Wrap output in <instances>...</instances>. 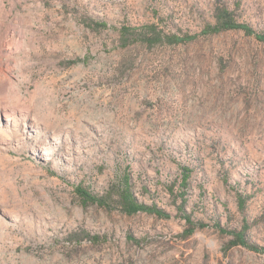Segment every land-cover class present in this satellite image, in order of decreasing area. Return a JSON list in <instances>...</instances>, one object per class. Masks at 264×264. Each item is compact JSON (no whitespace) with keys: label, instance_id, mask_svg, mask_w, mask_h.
Returning a JSON list of instances; mask_svg holds the SVG:
<instances>
[{"label":"rangeland","instance_id":"1","mask_svg":"<svg viewBox=\"0 0 264 264\" xmlns=\"http://www.w3.org/2000/svg\"><path fill=\"white\" fill-rule=\"evenodd\" d=\"M223 9L264 35V0H0V40L14 24L20 47L0 57L1 104L19 111L9 130L0 119V264H264L227 249L243 228L264 248V42L205 35ZM151 27L194 39L151 45ZM128 168L168 217L77 195H104ZM185 215L206 227L187 235Z\"/></svg>","mask_w":264,"mask_h":264},{"label":"trees","instance_id":"2","mask_svg":"<svg viewBox=\"0 0 264 264\" xmlns=\"http://www.w3.org/2000/svg\"><path fill=\"white\" fill-rule=\"evenodd\" d=\"M215 18V25L208 26L204 31L205 35H214L225 31L241 30L249 36H255L258 41L264 42V35L256 33L249 25L241 24L235 21L232 17V14L227 9L217 11V13L215 14ZM97 26L106 27V25ZM152 28L153 27L149 29L152 32V36L150 37V39H148V41H146L151 45L164 43L170 45H178L186 43L188 41H192L194 39L193 37H187V39H185L179 37L178 35L164 36L156 34L155 30ZM131 36L132 34L128 31L124 33L125 38H129ZM192 174L193 170L189 168L183 167L181 170L179 190L184 205L186 203L185 196L190 190ZM76 193L80 197L84 205H97L98 207L103 208L107 211L116 209L120 210L122 213L128 216H132L142 212L150 215H156L161 218L168 217V214L157 206L147 205L139 201L136 195L135 184L133 183L129 168L126 169L124 174L120 176L118 180L115 181V183L112 184L102 196L94 195L88 190L83 189L82 187H77ZM239 202L242 209L245 205V200L241 199V201ZM185 219L191 226V229L187 232V235L192 234L195 228L203 229L206 227L204 223L195 224L190 216L185 215ZM217 228L223 234L228 233V231L224 230L220 225H218ZM246 231V228H243L240 231H230L228 234H230L233 239L228 243L227 249H231L236 246H242L253 251H264V248H260L257 245L249 242ZM88 238L97 241V238L95 237L88 236Z\"/></svg>","mask_w":264,"mask_h":264},{"label":"bare ground","instance_id":"3","mask_svg":"<svg viewBox=\"0 0 264 264\" xmlns=\"http://www.w3.org/2000/svg\"><path fill=\"white\" fill-rule=\"evenodd\" d=\"M17 31L18 28L14 24L8 27L5 33V39L0 40V57L1 55L5 54L8 59H11L13 52L19 50L20 47L14 46L11 43V40H16V38L18 37ZM4 66L8 69L9 72H11V65L9 64V62L3 63L2 60H0V119L7 124L6 129L9 130L10 122L14 121L16 123V118L19 114V111L9 104H1V101L7 99L8 92L13 88L11 77L6 75L3 70ZM6 129L0 126V135L7 136L8 130Z\"/></svg>","mask_w":264,"mask_h":264}]
</instances>
